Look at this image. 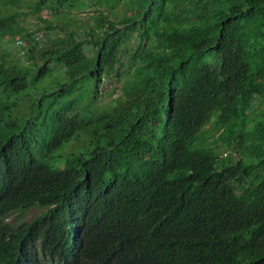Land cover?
I'll use <instances>...</instances> for the list:
<instances>
[{"label":"trees","instance_id":"16d2710c","mask_svg":"<svg viewBox=\"0 0 264 264\" xmlns=\"http://www.w3.org/2000/svg\"><path fill=\"white\" fill-rule=\"evenodd\" d=\"M20 3L0 0V264H264V0Z\"/></svg>","mask_w":264,"mask_h":264},{"label":"rangeland","instance_id":"374dc122","mask_svg":"<svg viewBox=\"0 0 264 264\" xmlns=\"http://www.w3.org/2000/svg\"><path fill=\"white\" fill-rule=\"evenodd\" d=\"M38 0H21V5H22V9L24 12H33V7L35 6V2H37ZM32 7V8H31ZM91 14L90 10H87L84 14H78L77 15V19H83L85 20L89 15ZM51 15H54L53 13H48L47 11H45L44 13H42V18H50ZM22 24L23 26H25L26 28H28V30H30L32 33H36V37H38V41H42L46 35H48V32L45 30V25L44 23L39 20L37 13L34 14H29L27 17L22 18ZM27 44H29L27 41L23 40V45L27 46ZM132 44L134 45L133 41ZM17 48V47H16ZM131 45H128V49H131ZM18 52H21L22 50H20L19 48H17ZM122 61L124 63V65H126L128 63V59L125 58L124 56H122ZM128 67L125 66L124 67V71L127 70ZM56 75L54 76V74L51 77H48V79H52L55 78ZM119 78L117 77H111L110 79L106 80L103 84V86L101 87V92L103 93V99L100 102V104L98 106L93 107L90 110V113H97L98 114L94 117V118H98L99 117V112L103 109L108 110L109 109V103L111 102V100L113 98L118 97L121 92H120V86L122 85V82L118 81ZM46 81V79H45ZM44 81V82H45ZM38 82L36 81H31L30 85L31 87L34 86H38L37 85ZM42 83V82H40ZM115 89V91L113 92V90ZM29 104V98L27 100L23 101V108H25L27 105ZM264 112V101H259L257 102L252 111L250 112V120L253 121L254 119H256L259 115H261ZM206 131H208V139L209 140H214L215 138L218 137L217 134L214 135V129H210V126L206 127ZM78 148L77 143H72V145H70L69 147H67L62 154H67L70 151H76ZM238 157V156H237ZM39 213L38 210L32 211L30 213V215L27 217V219L33 218L34 216H36Z\"/></svg>","mask_w":264,"mask_h":264},{"label":"built area","instance_id":"2783aa9c","mask_svg":"<svg viewBox=\"0 0 264 264\" xmlns=\"http://www.w3.org/2000/svg\"><path fill=\"white\" fill-rule=\"evenodd\" d=\"M19 43H21V42H19Z\"/></svg>","mask_w":264,"mask_h":264}]
</instances>
